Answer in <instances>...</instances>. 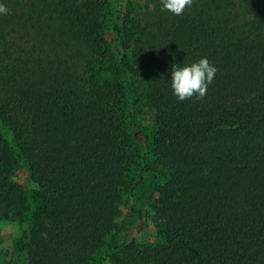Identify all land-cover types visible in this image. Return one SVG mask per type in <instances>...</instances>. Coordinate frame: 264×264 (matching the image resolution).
Segmentation results:
<instances>
[{
	"label": "trees",
	"instance_id": "trees-1",
	"mask_svg": "<svg viewBox=\"0 0 264 264\" xmlns=\"http://www.w3.org/2000/svg\"><path fill=\"white\" fill-rule=\"evenodd\" d=\"M142 1L116 20L113 50L109 0H0V125L19 153L0 126V222L30 214L27 264H104L110 249L112 264H264V0H193L179 16ZM201 58L218 69L206 96L178 101L172 64ZM126 76L155 112L141 158L159 179L156 244L114 240L144 179Z\"/></svg>",
	"mask_w": 264,
	"mask_h": 264
},
{
	"label": "rangeland",
	"instance_id": "rangeland-1",
	"mask_svg": "<svg viewBox=\"0 0 264 264\" xmlns=\"http://www.w3.org/2000/svg\"><path fill=\"white\" fill-rule=\"evenodd\" d=\"M137 2L143 4L142 0H109L104 18L103 34L113 50V44L117 41L114 28L115 22L123 11L128 10L131 4ZM118 21H120V18ZM10 36L11 38H14L15 41L22 40L17 33L10 34ZM113 76L112 71H103L97 75L98 78L103 79L111 78ZM124 78L127 87L129 86L132 88L130 89L125 102L123 117L130 131L135 136L136 147L139 151L140 157L136 167V177L142 175L144 179L142 183L125 198L123 214L120 219V229L119 232L116 233L114 240L118 245H121L124 242H130L131 240H136L143 244H156L161 239L155 233L148 213L159 179H157L155 173L152 171L144 170V164L141 158L149 150V144L153 136L155 112L142 97L135 93V79L130 78L128 80L127 76ZM0 126L9 145L14 150L15 154L19 155L13 133L2 124ZM19 161L16 175L17 179L27 185L30 189L35 188V184L31 180L25 161L21 159V157H19ZM30 225V214L26 217L23 223L19 222L18 219L3 220L0 222V241L2 246L1 264H27L26 253L17 250L16 244L25 232L29 231ZM112 253L113 249L103 252L104 264H112Z\"/></svg>",
	"mask_w": 264,
	"mask_h": 264
},
{
	"label": "clouds",
	"instance_id": "clouds-1",
	"mask_svg": "<svg viewBox=\"0 0 264 264\" xmlns=\"http://www.w3.org/2000/svg\"><path fill=\"white\" fill-rule=\"evenodd\" d=\"M161 11L173 15H182L186 8L193 5V0H160ZM8 8L0 3V15H7ZM218 69L211 65L207 58H201L190 65L171 66L170 87L178 101L195 98L201 101L207 93L208 86L213 82Z\"/></svg>",
	"mask_w": 264,
	"mask_h": 264
}]
</instances>
